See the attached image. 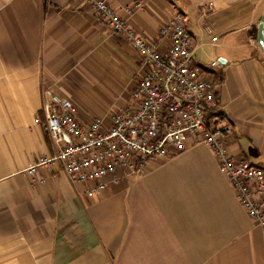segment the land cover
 I'll use <instances>...</instances> for the list:
<instances>
[{"label": "crops", "instance_id": "0c3cea01", "mask_svg": "<svg viewBox=\"0 0 264 264\" xmlns=\"http://www.w3.org/2000/svg\"><path fill=\"white\" fill-rule=\"evenodd\" d=\"M107 1L147 40L185 15L194 59L219 62L211 71L233 131L228 153L264 168V0ZM145 70L85 1L0 0V264H264V230L202 142L189 138L141 175L119 171L98 195L58 162L27 171L55 154L46 101L67 99L81 123L100 117L108 127Z\"/></svg>", "mask_w": 264, "mask_h": 264}, {"label": "built area", "instance_id": "2783aa9c", "mask_svg": "<svg viewBox=\"0 0 264 264\" xmlns=\"http://www.w3.org/2000/svg\"><path fill=\"white\" fill-rule=\"evenodd\" d=\"M81 1L132 45L146 70L131 90L130 102L113 114L108 127L100 117L81 123L67 99L46 101L45 128L55 154L40 158L27 171L32 174L39 166L58 162L71 182L91 183L89 193L98 195L108 179L118 180L119 171L141 175L151 162L183 151L191 138L210 148L241 205L264 230V168L228 153L233 131L217 111L211 71L219 62L207 67L194 59V36L186 28L185 15L174 12L156 37L147 40L128 28L107 0ZM210 9L203 7L202 13ZM204 29L212 34L209 25ZM217 39L211 36L212 42Z\"/></svg>", "mask_w": 264, "mask_h": 264}, {"label": "water", "instance_id": "95a60500", "mask_svg": "<svg viewBox=\"0 0 264 264\" xmlns=\"http://www.w3.org/2000/svg\"><path fill=\"white\" fill-rule=\"evenodd\" d=\"M257 43L262 51L264 56V10L260 17L258 26H257V35H256Z\"/></svg>", "mask_w": 264, "mask_h": 264}]
</instances>
